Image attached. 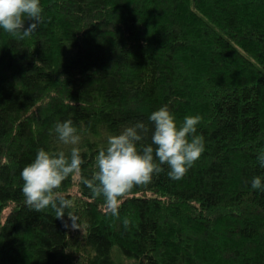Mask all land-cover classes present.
<instances>
[{"label":"trees","instance_id":"obj_1","mask_svg":"<svg viewBox=\"0 0 264 264\" xmlns=\"http://www.w3.org/2000/svg\"><path fill=\"white\" fill-rule=\"evenodd\" d=\"M40 3L30 37L0 29V264H264V192L251 188L264 179V0ZM163 105L177 124L202 117L205 151L183 179L165 166L119 218L71 177L63 219L25 205L23 167L70 150L56 121L87 129L90 177L107 135Z\"/></svg>","mask_w":264,"mask_h":264},{"label":"clouds","instance_id":"obj_2","mask_svg":"<svg viewBox=\"0 0 264 264\" xmlns=\"http://www.w3.org/2000/svg\"><path fill=\"white\" fill-rule=\"evenodd\" d=\"M42 13L40 0H0V29L23 40L45 22ZM25 20L32 22L25 27ZM201 120L198 114L186 115L177 124L167 105L159 107L148 116L149 123L136 121L124 126L118 134L106 136L105 145L95 156V171L90 177L83 174L81 166L85 161L79 147L87 129H78L70 118L56 121L50 135L70 150L66 153L38 149L34 160L20 173L24 203L39 213L51 209L56 218L63 219L72 201L59 190L71 177L87 187L93 198H103L106 214L119 218V208L128 194L134 188L151 184L153 177L165 171V166L173 181L187 175L205 151L204 137L197 134ZM257 161L264 168V150L258 153ZM251 188L264 192V179L254 176ZM130 224L128 218L123 219L125 230Z\"/></svg>","mask_w":264,"mask_h":264}]
</instances>
